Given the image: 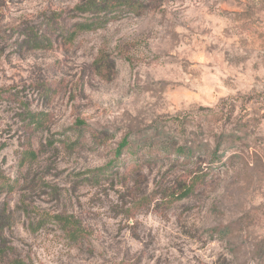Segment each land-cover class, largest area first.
I'll return each instance as SVG.
<instances>
[{"label": "rangeland", "instance_id": "rangeland-1", "mask_svg": "<svg viewBox=\"0 0 264 264\" xmlns=\"http://www.w3.org/2000/svg\"><path fill=\"white\" fill-rule=\"evenodd\" d=\"M85 1L0 0L5 262L264 264V0Z\"/></svg>", "mask_w": 264, "mask_h": 264}, {"label": "trees", "instance_id": "trees-1", "mask_svg": "<svg viewBox=\"0 0 264 264\" xmlns=\"http://www.w3.org/2000/svg\"><path fill=\"white\" fill-rule=\"evenodd\" d=\"M152 1V0H87L79 5H77L74 9L76 12L80 14H85L89 18L83 24L80 25L81 30H91L93 28H102L105 27L108 23L116 20L119 18L120 15L123 13L129 14H137L144 2ZM59 18V15H57ZM78 26V25H77ZM31 45H34L36 42L33 39H30ZM41 42V40H40ZM44 44V42H42ZM47 45V43H45ZM219 148V146L217 147ZM129 139L124 138L116 148L114 152L115 159L120 158L122 155H139L135 151ZM217 150V149H216ZM152 149L148 148L146 152L150 153ZM176 152L178 154H186L183 148H177ZM189 152H187L188 155ZM146 154V153H144ZM150 156V154H148ZM0 180H1V172H0ZM4 182L2 181L1 184ZM185 195L189 194V190L185 191ZM3 213L0 216V264H25L23 261L20 260H13L10 262H5V258H7L8 254L11 252V248L6 246L5 239H4V231L6 228V224H4V216Z\"/></svg>", "mask_w": 264, "mask_h": 264}]
</instances>
